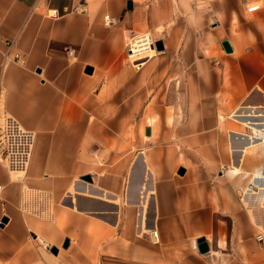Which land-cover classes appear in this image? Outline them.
Instances as JSON below:
<instances>
[{
  "label": "crops",
  "instance_id": "0c3cea01",
  "mask_svg": "<svg viewBox=\"0 0 264 264\" xmlns=\"http://www.w3.org/2000/svg\"><path fill=\"white\" fill-rule=\"evenodd\" d=\"M262 1L0 0V122L11 116L36 135L24 177L10 175L0 157V264H264L253 236L264 232L242 200L264 152L243 155L236 132L254 131L232 118L264 107V5L248 12ZM148 30L163 50L134 69L127 34ZM159 81L173 95L163 104L187 96L190 115L171 129L168 149L152 147L169 138L157 141L159 123L147 114L165 113L155 108ZM137 170L154 190L148 231L126 204ZM88 175L119 205L88 196ZM121 181L124 194L113 193ZM24 189L49 193L51 220L22 208ZM256 219L264 228V211Z\"/></svg>",
  "mask_w": 264,
  "mask_h": 264
},
{
  "label": "bare ground",
  "instance_id": "6f19581e",
  "mask_svg": "<svg viewBox=\"0 0 264 264\" xmlns=\"http://www.w3.org/2000/svg\"><path fill=\"white\" fill-rule=\"evenodd\" d=\"M257 4H260V3H257ZM156 52H157L156 50L151 48V49L145 51L144 53H142V55L140 57L141 58L153 57ZM141 58H139V59H141ZM131 60H132V58H131ZM261 108H264V107L252 106V107H250L251 110L248 111V113L246 114V110L243 108L240 109V107H239L240 110L235 111L232 114V118L234 120L243 124L246 127L251 128L254 131V135H245L244 133L241 134V132L240 133L236 132L238 138L241 139V136H242V139H243V147H242L241 143H239L240 148L242 147L241 150H242L243 155H246L248 153L249 148L258 147V148L262 149L264 152V111L263 110L261 111ZM233 167L235 169L234 172H239L241 170V168H239L240 166L234 165ZM139 173H140L139 170H137L135 175H133V181L130 183L132 189L129 191V193H127L126 204L130 208H133V207L138 208L139 216H140L139 218H140V220H143V231H148V229H147V212L149 210L148 207L150 204L151 197L154 194V190H152L151 187H148L146 183L142 182V180L139 177ZM11 174L14 176H17L18 178H22L26 175L23 173H11ZM145 176H146L145 177L146 179L145 178H143V179L149 180L150 179V172L147 171V173H145ZM250 178H251L250 180H251L252 185L255 186V189H253L251 187L246 189L243 193L242 200H243L244 204L246 205V207L248 208V211L251 215V218L253 219V223L258 225L259 228H261V225L257 222L256 213H257V211H264V169H263V167L262 166L257 167L255 169L254 175H251ZM98 190H100V191H98ZM119 191H120V189H119ZM74 192H75V190H74ZM86 194L88 196L95 197L97 199H103V200L107 201L108 203H114V204L118 203V205H119V202H120L118 199H116V201L113 200L114 198L112 197V195L108 191L105 190V188L103 189L100 186H98V188H97L96 186H93L92 183H89V185L87 186ZM262 230L264 232V228L261 229V231ZM155 232H157L155 229L153 231H151V238H152L153 242L158 243L159 242V233L157 232L158 237H156ZM261 234H263V233H261ZM42 241H43V239H42ZM221 245L222 244L220 243V241H217L216 245H214V247H216V246L219 247Z\"/></svg>",
  "mask_w": 264,
  "mask_h": 264
},
{
  "label": "built area",
  "instance_id": "2783aa9c",
  "mask_svg": "<svg viewBox=\"0 0 264 264\" xmlns=\"http://www.w3.org/2000/svg\"><path fill=\"white\" fill-rule=\"evenodd\" d=\"M263 5L264 0L262 1V4H253L248 7V12L251 13L258 11ZM105 19L108 20L106 25H112L114 24V22H116V20L111 19L110 16H106ZM157 42L158 40L154 39L151 33L134 35L128 41V59L130 60L132 58L133 61H131V63L134 65V67L139 69L144 64L143 60L146 58L140 57L142 53L151 48L157 51ZM69 53L70 56H73L74 54L73 51H69ZM35 141V133L33 131L25 129L15 118L11 116H5L1 119L0 157L2 160L1 162H4L5 167L9 173H27L32 160ZM2 188L3 187L0 185V193L2 191ZM28 197L31 199L25 204L24 201L28 200ZM41 197H44L45 199L43 200V198ZM21 199L22 208L25 211H29L42 219H45L43 216H41V213H44V211H46L45 209H48V211L53 209L49 194L44 192L36 193V191L33 190H31L30 192H26V190H24ZM24 206L26 209L24 208ZM155 235L156 237H158L157 232H155ZM257 239L259 242L263 243L264 235L259 234Z\"/></svg>",
  "mask_w": 264,
  "mask_h": 264
},
{
  "label": "rangeland",
  "instance_id": "374dc122",
  "mask_svg": "<svg viewBox=\"0 0 264 264\" xmlns=\"http://www.w3.org/2000/svg\"><path fill=\"white\" fill-rule=\"evenodd\" d=\"M112 18V17H111ZM104 21H105V24L108 22V20H106L105 18H104ZM117 22H118V20H117ZM116 24V23H115ZM112 25H114V24H112ZM110 25H108V27H109ZM157 32H158V34H160L161 33V31L162 30H159V28L156 30ZM142 33H151L149 30L148 31H141V32H137V33H128L127 34V39H126V46H127V43H128V41L134 36V35H138V34H142ZM163 33V32H162ZM161 33V34H162ZM155 36V38H158V35L156 34V35H154ZM157 40V39H156ZM160 40H158V42H159ZM160 51L161 50H157V52L155 53V55L153 56V57H148V58H146V59H144L143 60V62H146V61H148V60H154V59H156V57L157 56H160L161 55V53H160ZM125 58L127 59V61H128V63H130V60L128 59V53H127V47H126V55H125ZM130 65L134 68V66H133V64H131L130 63ZM134 69H137V68H134ZM186 88H187V82H186ZM156 87V88H155ZM153 89H154V91H153V93H154V97L155 98H157V100H158V103L160 102V104L158 105V103H157V105H156V107L155 108H165V113L163 112V111H161V109L160 110H153V111H151V112H147V114H150L152 117H154L155 118V120H157V123H159L158 125H157V127H155V131H154V136L158 139L157 141L159 142V138L161 137V136H163V135H167L168 136V138H169V140H166V141H164V143H153V145L154 146H152V147H155L156 149H159V148H164V149H168V147L167 146H169V144H167L168 142H170L171 141V139H173V140H175V138H176V136H174L175 134L174 133H172L171 132V129H177V130H181L182 128L181 127H184L186 124H188V122H189V111H188V109H187V96H186V99L184 100V103H183V100L181 101V103H179V104H177V106L175 105V103L174 104H169V106H173V108H167L168 106L167 105H165V104H163V103H165V100L163 101V98L165 97V99L167 98V94L169 93V96H168V103H170V102H172V92H171V90L169 91V86L167 85V83H166V81H162L161 83H160V81H159V83L158 84H156L154 87H153ZM179 89V88H178ZM163 94V95H162ZM162 97V98H161ZM154 98V99H155ZM161 100L163 101V102H161ZM185 102H186V104H185ZM180 107V108H179ZM167 112H170L169 114L171 115V117L172 118H170V119H168V115H167ZM143 114V116H144V114L145 113H140V114H138V116H137V120L139 121V119H140V116ZM143 118V117H142ZM173 119V120H172ZM144 123H145V121H144ZM135 124H137V123H135ZM178 127H180V128H178ZM139 131H140V129H139ZM147 131H145V133H146ZM246 133H248V134H252V130L251 129H246V131H245ZM137 133V135L139 134L138 132H136ZM144 133V134H145ZM143 134V135H144ZM99 149V147L96 149V150H98ZM139 150V149H138ZM137 152H139V151H137ZM138 157H140V155L138 154ZM2 164L5 166V164H4V162H2ZM220 166V170H221V172H224V171H228L229 170V167H230V165L228 166V165H223V164H221V165H219ZM10 175H12L11 173H10ZM82 179V178H81ZM122 182V181H121ZM120 186H118V188L116 189V191H113V193H123L124 194V192H125V186L123 185V182L122 183H120L119 184ZM251 186V185H250ZM121 187V190L119 191V188ZM124 187V188H123ZM129 188H130V186H129ZM129 188H128V193H129ZM25 190V189H24ZM23 190V191H24ZM41 192H43V191H41ZM47 194H49L48 192H46ZM117 193V194H118ZM50 196V195H49ZM22 198V197H21ZM21 204H22V199H21ZM52 207H53V209L51 210L52 211V214L54 215V209H55V205H54V201L52 200ZM46 211H48V209H45ZM50 211V210H49ZM44 217L45 218H47L48 217V219H52V217H51V214L50 213H45V211H44ZM38 219H41V220H43V221H47V220H44V219H42V218H39L38 217ZM259 229H263V226L261 225V228H259ZM262 232H263V230H262ZM259 234H261V232L259 231V232H255V234L253 235L254 237H255V239H257L258 238V235ZM208 238H210L211 240H212V238L211 237H208ZM261 243V242H260ZM261 246L264 248V242L263 243H261Z\"/></svg>",
  "mask_w": 264,
  "mask_h": 264
},
{
  "label": "water",
  "instance_id": "95a60500",
  "mask_svg": "<svg viewBox=\"0 0 264 264\" xmlns=\"http://www.w3.org/2000/svg\"><path fill=\"white\" fill-rule=\"evenodd\" d=\"M223 45H224V48L227 52H231L232 49H231V47L227 41H225ZM156 46H157V50H163V43L161 41L157 42ZM88 70L91 71V68H89ZM82 180L85 182H88V183H93L92 176H89V175L82 177ZM7 221H8V219L4 218L2 223H6ZM67 245H68V242L66 243V246ZM198 250L202 254H206L209 252V245L205 239H200L198 241ZM54 252H57L56 248L54 249Z\"/></svg>",
  "mask_w": 264,
  "mask_h": 264
}]
</instances>
